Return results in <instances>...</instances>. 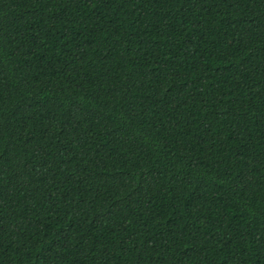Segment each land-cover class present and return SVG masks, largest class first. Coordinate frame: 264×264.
<instances>
[{
    "label": "trees",
    "instance_id": "1",
    "mask_svg": "<svg viewBox=\"0 0 264 264\" xmlns=\"http://www.w3.org/2000/svg\"><path fill=\"white\" fill-rule=\"evenodd\" d=\"M0 264H264V0H0Z\"/></svg>",
    "mask_w": 264,
    "mask_h": 264
}]
</instances>
